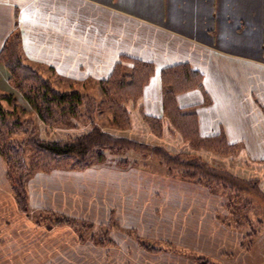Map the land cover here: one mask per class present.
Returning <instances> with one entry per match:
<instances>
[{
    "label": "crops",
    "instance_id": "0c3cea01",
    "mask_svg": "<svg viewBox=\"0 0 264 264\" xmlns=\"http://www.w3.org/2000/svg\"><path fill=\"white\" fill-rule=\"evenodd\" d=\"M12 33L19 35L27 63L44 66L59 78L76 82L105 81L116 64L128 72L132 67L129 60L151 64L153 73L128 110L130 128L142 127L138 117L162 118L163 131L171 138L175 132L171 133L163 117L160 75L164 69L186 65L201 76V85L174 95L178 111L194 117L199 138L220 137L234 147L230 157L246 160L251 175L248 179L260 184V179L252 176L264 173V0H0V51ZM4 79L6 70L0 66V81ZM124 158L120 161L124 166L107 159L83 171L36 172L26 183L30 212L25 214L15 204L0 156V264H18L19 260L30 264V259L26 263L24 258L30 256L28 240L40 245L41 226L36 218L41 208L70 219L85 212L99 214L111 222L112 210L82 201L86 199L82 195L84 187L90 189L98 180L118 182L124 188L129 182H137L142 187L148 183L153 189L178 191L185 203L194 205L192 227L199 219L208 229L233 239V246L217 247L212 261L220 264L226 253L245 260L247 255L238 242L243 234L218 220L226 214L225 197L140 167V154L131 152ZM185 191L196 192L200 198L190 200L184 197L189 195ZM89 196L92 198L91 192ZM179 208L188 211V217L192 213L191 207ZM99 220L103 222V218ZM191 253L205 256L187 249L160 254L180 262L186 256L197 264ZM253 255L248 259L254 260Z\"/></svg>",
    "mask_w": 264,
    "mask_h": 264
},
{
    "label": "rangeland",
    "instance_id": "374dc122",
    "mask_svg": "<svg viewBox=\"0 0 264 264\" xmlns=\"http://www.w3.org/2000/svg\"><path fill=\"white\" fill-rule=\"evenodd\" d=\"M13 34L19 38L17 33ZM18 51L23 65L37 71L41 81L46 82L53 90L63 94L76 92L83 97L84 100H82V106L80 105L76 116L80 118L79 120L82 122L76 123L71 120L69 125H50L43 120L39 113L40 111L38 112V110L24 98L21 90L10 81L9 73L3 64L0 63V66L6 70V79H4L3 82L0 81V97H3L0 100V105L5 111L13 114L17 119L22 121L21 130L10 135L14 145H16V143H24L27 139H37L44 143V141L48 140L61 141L78 137L88 133L90 130L86 123L83 122H86L90 118H94L95 124L102 132L111 134L114 137L127 139L129 141L132 140L134 142H140L136 141V139H141L142 142L140 143L146 144L151 148L161 147L172 156L183 154L188 157H197L212 166L227 169L242 179L249 180L248 178L251 177L249 172L250 169H246V160L243 158H232L230 156L220 158L208 154L202 149H191L187 143L181 140L180 136L176 135V133L171 134L173 136L171 138L168 133V136L166 135L164 132L165 130L162 131L161 137L156 138L154 134L150 132L144 119H140L138 116L139 120L138 118L136 119L139 124H142V127L130 128V122L127 128L123 129L118 127L115 120L117 115L112 111L111 104L107 101L109 100V96L106 97L103 93L100 82L96 84L90 80L76 82L71 79L59 78L53 72H49L50 70L44 66L41 67V65L38 64L27 63L20 47V38ZM32 83V81H29L26 86ZM41 83L42 82H40V84ZM1 87H5V89ZM132 102L135 101L122 102L119 108L128 111L132 108L130 105ZM38 103L39 106H41V102ZM122 114H124V112H122ZM132 114L136 116V112L132 111ZM10 118H13V116ZM140 130L144 131L142 135L139 134ZM122 150L124 149H115L110 152L104 150L105 161L110 159L120 162L132 152L128 151L123 153ZM182 160L183 158L181 157L177 159V161ZM22 161L28 169H26L23 174L21 171H17V173L22 174V176L20 175L19 177L18 186L20 187L25 181L24 191L25 194H27L26 183L28 179L36 173L32 168L33 157L31 149H29V152L23 151V157L16 158L15 166H20L19 164H21ZM30 163L31 166H29ZM139 164L150 167L148 166L149 164L152 166L157 163L152 160L148 161L141 158ZM173 171L174 174H177L179 170L174 169ZM19 174H17V176H19ZM160 176L162 175L160 174ZM252 178L260 179L259 188L264 193V173L260 172V175L254 174ZM126 184L127 183L124 185ZM84 188L82 193L83 197L86 195V199L82 200L85 202L84 204H102L105 210H112L114 217L111 219V222H106V219L109 220L106 216H100L99 214L94 216L92 214H86L87 212H85L79 216H75L76 218L72 220L76 221L72 222V224L69 222L66 224L63 218L66 217L68 220L70 217L57 212L55 213L52 209L47 210L46 208H41V212L38 214L36 213L37 223L41 226V239L38 240L40 245L37 246L35 242L28 240L31 251L30 256L24 258V262L29 263L30 259V264H192L193 261L188 260L186 256H183L185 258L181 257L183 258L181 261L184 262H180L169 255L160 254L165 250H174L177 253L187 249L190 252L199 251L205 255L201 256L191 253L192 257L198 259V261L196 260L197 264H203L202 261L199 262V258L203 260L204 264H219L212 261V257L217 256L215 255L218 251L217 247H231L234 245V243H232L233 239L226 237V235L221 232L217 231V233H215L214 230L208 229L204 223H200L199 219L198 221L196 219V222H194L196 227H192V222L194 220L193 213L196 214L193 208L194 205L185 203L182 195L178 194V191L170 193L169 189H153L148 183L145 187H142V185H139L137 182H129L124 188L118 182L109 180H98L90 189H88V186ZM90 192L92 198L89 196ZM107 193L109 195H106ZM187 195L188 196L184 197L190 200L196 199V196L197 199L200 198V196L193 191L188 192ZM242 196L239 198L238 205L236 206L239 212V219L235 218V224L240 227L235 229V231L243 234V238H239L238 242L240 243L242 252L247 256L244 257L245 260L242 262L238 260L239 255L233 256L231 255L232 253H226L221 257L220 264H246L247 260H249L247 264H250V262L253 264H264V197L252 196L249 194H242ZM182 206L184 208L191 207L192 213L189 217L187 215L188 211L180 210L179 207ZM26 210H29L27 196ZM125 210L127 216L123 214ZM179 210L181 212H179ZM225 212L226 209H224V213ZM119 214H122L124 217L121 218ZM29 218L32 221L33 217L30 216ZM94 218L97 219V221L103 218V222H101V220L93 223L87 221ZM218 220L222 221V217L218 218ZM34 224L36 223L34 222ZM222 225L225 226L223 223ZM82 227L84 229L86 228L85 232H82ZM119 229H121V231H118ZM103 234L108 240L110 238L112 244L106 243L105 245H99L89 239V236H92L94 240L99 238V241L104 243L106 239H104L105 237L103 238ZM112 234L113 236L116 234V236L111 237ZM249 234H251V236L246 239V235ZM137 241L162 251L158 253L148 252L141 248ZM24 244H26V240ZM252 255L254 260L248 259L251 258ZM21 263V260H19L18 264Z\"/></svg>",
    "mask_w": 264,
    "mask_h": 264
},
{
    "label": "trees",
    "instance_id": "16d2710c",
    "mask_svg": "<svg viewBox=\"0 0 264 264\" xmlns=\"http://www.w3.org/2000/svg\"><path fill=\"white\" fill-rule=\"evenodd\" d=\"M18 43L19 38L12 33L8 36L0 51V63L3 64L9 73L10 81L21 90L24 98L38 112L40 111L39 113L43 120L50 125H69L71 120L76 123L82 122L76 116L82 100H84L83 97L76 92L64 94L56 92L46 82L41 81L37 71L23 65L18 51ZM128 62L132 65L128 72H123L120 64H116L110 76L105 81L100 82L103 93L106 97L109 96L107 101L110 102L112 111L117 115L115 120L118 127L123 129L128 127L130 117L128 111L121 110L119 105L125 101H135L153 73L151 64L131 60ZM160 76L163 89V117L167 120V126L170 131L177 133L181 140L187 143L191 149L207 150L223 156L233 155L235 148L227 145L222 138H199L194 125V117L181 114L174 104V95L176 93L200 88L201 76L197 72L189 70L186 65L164 69L161 71ZM29 81L33 83L26 86ZM40 82H42V85ZM2 98L1 96L0 100ZM38 102H41V106H39ZM11 116L13 118H10ZM142 118L152 134L157 137L162 135L164 127L162 118L156 119L145 116ZM83 123H86L90 129L89 132L72 139L48 140L44 141V143L37 139H27L24 143H16L14 145L10 135L21 130L22 121L5 111L0 105V156L5 163L7 179L12 184L13 198L19 211L25 214L27 212L26 194L24 191L25 181L19 187L18 180L20 175L22 176L28 168L23 161L19 164L20 166H15V160L18 157H23V151L29 152V149H31L33 157L32 168L35 172L42 173H49L52 170L83 171L88 167L103 163L106 160L104 158V150L110 152L115 149H124L122 150L123 153L132 151L140 154L144 160H152L157 163L152 166L149 164L148 166L150 167L138 164L140 167L165 177H173L201 185L210 192L225 197L227 200L225 204L226 215L222 217L221 222L230 229H238L240 227L235 224V221L237 218L239 219V212L236 206L242 194L264 197V193L259 188V182L256 180L242 179L227 169L212 166L197 157H188L183 154L172 156L161 147L151 148L140 142L114 137L111 134L102 132L95 124L94 118H90ZM178 157L183 158V160L177 161ZM119 163L123 166L125 165L124 161ZM29 166H31V163ZM174 169L179 170L177 174H174ZM18 170L22 174L17 173ZM63 220H65L66 224L68 222L72 224V222L76 221L70 218L67 220L66 217ZM82 229V232H85L86 228L82 227ZM250 236L251 234L246 235V239ZM104 237L105 235L103 234ZM89 239L99 245L112 244L110 238L108 240L106 237L104 238L106 239L104 243L99 241V238L94 240L92 236H89ZM137 243L148 252L158 253L162 251L149 247L140 241H137ZM195 260L198 261L197 258ZM200 261L204 264L203 260L199 258Z\"/></svg>",
    "mask_w": 264,
    "mask_h": 264
}]
</instances>
